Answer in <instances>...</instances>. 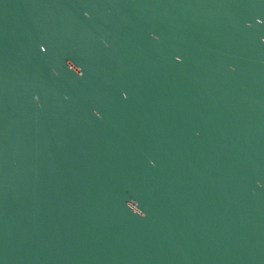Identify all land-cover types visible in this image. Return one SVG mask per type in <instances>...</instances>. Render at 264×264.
<instances>
[{
  "label": "water",
  "instance_id": "1",
  "mask_svg": "<svg viewBox=\"0 0 264 264\" xmlns=\"http://www.w3.org/2000/svg\"><path fill=\"white\" fill-rule=\"evenodd\" d=\"M0 264H264V0H0Z\"/></svg>",
  "mask_w": 264,
  "mask_h": 264
}]
</instances>
